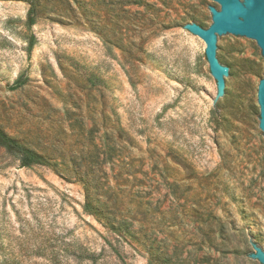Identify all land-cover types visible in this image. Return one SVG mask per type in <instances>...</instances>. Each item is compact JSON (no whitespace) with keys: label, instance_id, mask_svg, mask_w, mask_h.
<instances>
[{"label":"rangeland","instance_id":"374dc122","mask_svg":"<svg viewBox=\"0 0 264 264\" xmlns=\"http://www.w3.org/2000/svg\"><path fill=\"white\" fill-rule=\"evenodd\" d=\"M210 7L0 0V129L47 161L0 148V264H261L264 57L223 40L216 99Z\"/></svg>","mask_w":264,"mask_h":264},{"label":"water","instance_id":"95a60500","mask_svg":"<svg viewBox=\"0 0 264 264\" xmlns=\"http://www.w3.org/2000/svg\"><path fill=\"white\" fill-rule=\"evenodd\" d=\"M219 7H210L211 24L203 28L198 24H185L184 29L205 43L204 54L209 72L217 86L216 99L226 102L231 81L237 71L223 66V40L255 42L264 57V0H211ZM259 107L258 127L264 136V74L257 86ZM256 235V234H255ZM259 248L251 259L264 264V247L256 236Z\"/></svg>","mask_w":264,"mask_h":264},{"label":"trees","instance_id":"16d2710c","mask_svg":"<svg viewBox=\"0 0 264 264\" xmlns=\"http://www.w3.org/2000/svg\"><path fill=\"white\" fill-rule=\"evenodd\" d=\"M29 14H33V8L31 7L29 10ZM31 17V16H29ZM31 21V20H30ZM30 51V47L28 52ZM22 84L20 80L15 82L13 89L20 87ZM0 148L4 150L8 155L14 156L19 163V167L21 168H30L35 165H45L47 161L41 157L40 155L34 153L33 151L24 148L21 146L16 140L7 136L0 129ZM90 207L89 204H85L83 206V210L88 212ZM118 255V254H117Z\"/></svg>","mask_w":264,"mask_h":264}]
</instances>
